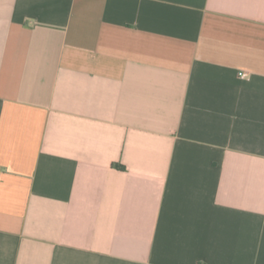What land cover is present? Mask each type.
I'll return each mask as SVG.
<instances>
[{
    "label": "crops",
    "instance_id": "1",
    "mask_svg": "<svg viewBox=\"0 0 264 264\" xmlns=\"http://www.w3.org/2000/svg\"><path fill=\"white\" fill-rule=\"evenodd\" d=\"M0 264H264V0H0Z\"/></svg>",
    "mask_w": 264,
    "mask_h": 264
},
{
    "label": "built area",
    "instance_id": "2",
    "mask_svg": "<svg viewBox=\"0 0 264 264\" xmlns=\"http://www.w3.org/2000/svg\"><path fill=\"white\" fill-rule=\"evenodd\" d=\"M242 76V74H240Z\"/></svg>",
    "mask_w": 264,
    "mask_h": 264
}]
</instances>
